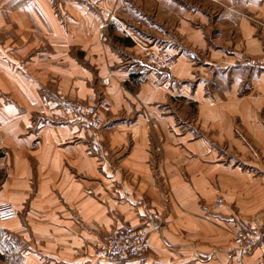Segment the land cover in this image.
Here are the masks:
<instances>
[{
    "label": "crops",
    "instance_id": "1",
    "mask_svg": "<svg viewBox=\"0 0 264 264\" xmlns=\"http://www.w3.org/2000/svg\"><path fill=\"white\" fill-rule=\"evenodd\" d=\"M244 1L243 10L264 18L263 1ZM0 2V32L17 36L0 42V95L12 96L0 105V201L22 216L0 225V264H230V235L214 200L239 190L233 201L247 212L263 211L264 191L261 181L233 169L214 146L245 143L237 128L264 143V75L253 76L257 97H243V72L231 66L225 47L214 48L204 26L196 28L197 17L202 25L209 18L175 14L165 3L153 13L70 10L65 0L62 10H52L46 0L17 7ZM161 9L174 16L169 25ZM238 21L218 18L224 27L219 37L227 39ZM105 24L115 37L102 38ZM239 28L248 46L259 51L252 28ZM175 36L181 43L173 44ZM140 39H164L188 53L167 79L141 66ZM49 73L72 96L87 101L101 92L108 96L113 109L101 131L69 115L54 116V105L42 104L37 88ZM179 121L190 129L179 132ZM155 149L162 154L155 156ZM228 182L239 184L231 188ZM124 226L150 231L149 253L138 260L97 262L93 246ZM243 261L264 264L258 252Z\"/></svg>",
    "mask_w": 264,
    "mask_h": 264
},
{
    "label": "rangeland",
    "instance_id": "2",
    "mask_svg": "<svg viewBox=\"0 0 264 264\" xmlns=\"http://www.w3.org/2000/svg\"><path fill=\"white\" fill-rule=\"evenodd\" d=\"M11 1L12 7H17L18 5L22 4L25 5L26 3H29L32 0H4L5 3ZM52 10H62L60 6V0H46ZM69 2L70 10L74 9H85V10H99V9H105V10H149V11H155L153 13H156L158 10L159 3H165V10H174L175 14H178L177 11H180L182 14H185L186 12H192L193 16L196 15V13L199 16H205L209 18V25L205 24L202 25L200 18L197 17V23L196 28L205 27V37H208L209 39L213 40L214 48L221 49L225 47V50H227V54H229L232 63L231 66L233 68H240L238 71L243 72V75L240 77L242 84V88L240 91V94L243 95V97H257L258 91L255 90L253 81V76H260L264 75V18L261 17V13L259 11L254 12L253 10H243L245 7V1L244 0H103L101 4H95L97 0H65ZM250 1V0H246ZM257 3H260L261 1L264 2V0H253ZM2 3V2H0ZM91 3V4H90ZM3 4V3H2ZM67 4L64 5V10H69L67 8ZM120 6V9H119ZM162 10L163 14V20L165 22V25H169L168 21L169 19H172L174 16L170 13H167V11ZM4 13V12H3ZM147 14H149L146 11ZM227 13L226 17H223V15ZM152 14V13H151ZM119 19L121 18L123 21H125L129 26H136L139 27V24H134L133 21L129 20L128 18L124 17L119 13ZM61 14V18H62ZM227 17H233L236 18L238 21L237 25L233 30L229 32L228 38H222L219 37V31L221 28L216 23V20L218 18H227ZM179 18L175 17V25L178 26ZM246 25L247 28H252L254 31L253 37L255 39L260 40L261 42V48L259 51L257 49H251L248 46L247 42V36H241V31L239 26ZM141 26V25H140ZM172 26V25H171ZM142 28V26H141ZM109 25L105 24L101 28V34L102 38L106 39V37L113 38L116 36V33L109 34ZM229 31L226 29L225 33ZM126 34V33H125ZM239 34V35H238ZM17 37L13 34H4L0 32V42L9 37ZM120 37V36H119ZM130 37V36H129ZM141 36H137V39H139ZM126 35H121V39H119L120 42L124 43L126 39ZM132 38V37H131ZM142 38V37H141ZM27 39V38H26ZM136 39V40H137ZM164 40V39H162ZM158 39H152L145 42H142L143 39H140V49L142 52L139 54V59L141 60V66L145 68L146 71L149 72H157L162 73L167 79L171 77V74L173 71L179 66L180 64V58L183 54L188 53L186 50H184L180 46H175L173 44H176V42H180L175 36L173 39V44L169 42H165ZM131 42V41H130ZM181 43V42H180ZM16 43H13L15 45ZM22 46V43H18V47ZM119 46V45H118ZM15 47V48H18ZM120 47V46H119ZM123 52H126L129 54L128 50L125 48H122ZM200 52L204 53V51L201 48H197ZM212 52V51H211ZM211 52H207L206 54L211 56ZM213 54V53H212ZM83 59V57H82ZM30 60V59H29ZM133 67H135L137 64H132ZM229 72H233V70L228 69ZM139 72H143L140 69ZM44 82V86H39L37 88L38 97L41 100L42 104H53L55 110H52L54 116L56 114L63 115L67 118L66 115L72 116L76 118L79 122H82L89 130L93 132L101 131L105 125V121L107 120L108 114L112 112L113 104L111 100L108 98L104 92H101L98 94V96L91 100H83L78 97L72 96L69 93L63 92L61 89H59V81L57 78L52 79L51 74L49 73L44 79H42ZM39 82H42L41 80ZM6 86V85H5ZM4 86V87H5ZM7 90V93L10 92V90L5 87ZM53 90L52 96H46L45 91L47 89ZM8 95V94H6ZM51 97V98H50ZM2 98H12V96H4L0 95V105H3L5 102H7V99L3 100ZM68 102H74L77 104H80L86 108L94 107L96 108L97 112L94 116V113L91 111H85L81 115H78L70 106L68 105ZM108 105H107V104ZM46 111L39 112L37 117L35 118H42V115H44ZM264 107L262 110V118L261 122L264 121ZM62 118H59L58 120H54V122L60 121ZM99 119L100 124H95V121ZM114 121V119H113ZM180 123V125H179ZM177 130L179 132H183L185 129L188 130L189 127L187 123L180 121L177 122ZM264 126V124H263ZM187 127V128H184ZM190 129V128H189ZM236 134L241 138L246 140L245 143H232V144H221L214 146V149H217L221 151V153L226 154L227 157L224 159L228 162V164L236 170H239L243 175L248 176L254 175L255 179L261 181L262 186L261 189L264 191V143H256L252 141V139L247 137L241 128H237ZM156 147V146H155ZM159 147V146H158ZM219 147V148H218ZM245 147V149H243ZM163 150L155 149V156L161 155ZM116 157V156H115ZM116 163L121 164V162ZM160 164L162 166V160H159ZM239 175L238 181L241 182ZM166 175L162 174V178L164 181L166 180ZM233 177V175H231ZM167 182V181H166ZM228 182V185L229 186ZM236 184H239L238 182L231 184L230 187L233 188L236 186ZM242 192L239 190H231L228 192V196L225 195L224 192H221L218 197L214 200V206L216 209L223 210L221 212L224 222L227 226V233L230 235L229 237V243L228 248L231 249L230 255L226 254V260L227 262H230V264H236L234 258L236 257V243L234 240L235 232H238L240 230L245 236H251L253 235L254 238H259L262 242H264V210L263 211H256V212H247L244 207L241 206V204L238 201H233L234 199L240 198ZM168 195V194H167ZM246 199V197L244 198ZM260 201V200H259ZM1 205H11L16 212V215L13 219L7 220V221H0V225L4 223H10V221L16 220L21 215L18 214V211L16 208L8 202H1ZM217 214H218V210ZM126 230V229H140L143 230L148 238H149V248L148 250L141 254L139 257L135 259H127L129 260H138L143 259L150 251V231L147 230V228H143L141 226H124L121 228H115L110 232L109 237L106 240H103L101 242H97L93 246V257L97 262H110V261H125V260H98L94 256V250L104 245L106 241H109L110 238L114 236V233L118 230ZM229 249V251H230ZM254 252L261 253V258L264 261V249L257 248L250 252L252 255ZM247 257L244 256L243 260ZM243 264H245L244 261H242Z\"/></svg>",
    "mask_w": 264,
    "mask_h": 264
},
{
    "label": "built area",
    "instance_id": "3",
    "mask_svg": "<svg viewBox=\"0 0 264 264\" xmlns=\"http://www.w3.org/2000/svg\"><path fill=\"white\" fill-rule=\"evenodd\" d=\"M68 105L78 115H81L85 111H91L95 116L97 112L94 107L86 108L74 102H68ZM95 124H100V120L97 119ZM15 215V209L11 205L0 206V221L11 220ZM234 240L236 243L235 245L237 246L236 257L234 258L236 264H243V257L253 250L257 248L264 249V242L259 240V238H254L253 235L245 236L240 230L235 232ZM148 248L149 238L143 230L120 229L114 233V236L110 238L109 241H106L104 245L99 246L94 250V256L98 260L105 261L135 259L145 253Z\"/></svg>",
    "mask_w": 264,
    "mask_h": 264
}]
</instances>
